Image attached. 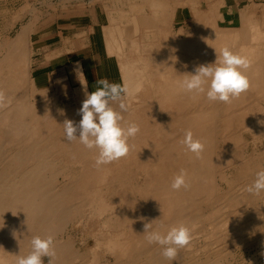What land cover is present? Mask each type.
Wrapping results in <instances>:
<instances>
[{"label": "bare ground", "instance_id": "6f19581e", "mask_svg": "<svg viewBox=\"0 0 264 264\" xmlns=\"http://www.w3.org/2000/svg\"><path fill=\"white\" fill-rule=\"evenodd\" d=\"M92 1L120 8L118 18L108 14L104 30L108 50L123 58L119 63L132 93L124 120L137 123L140 132L130 141L127 157L97 168V152L64 135L63 121L78 122L81 105L48 112L33 104L38 98L28 100L29 28L15 35L0 50V89L10 100L0 109V264H15L18 255L31 251L33 237L49 235L54 237L52 264H169L144 234V223L155 219L154 229L183 224L192 236L212 224L208 234L201 231L206 244L193 248L192 239L171 264L218 263L234 246L264 244V193L246 191L264 169V147L249 145V138L264 136L262 4L259 10L250 1L238 9L237 25H222L225 0H172L188 7V18H182L189 22L186 28L176 27L177 8L170 0H123L120 7L110 0L109 5ZM224 47L251 61L247 92L225 104L180 89L186 73L215 62ZM76 90L82 93L81 87ZM46 95L41 97H53ZM188 130L205 144L199 158L181 143ZM181 169L190 187L173 190ZM225 183L229 189L222 191ZM89 226L99 249H89L86 238L77 244L74 229L83 232Z\"/></svg>", "mask_w": 264, "mask_h": 264}, {"label": "clouds", "instance_id": "9594fccd", "mask_svg": "<svg viewBox=\"0 0 264 264\" xmlns=\"http://www.w3.org/2000/svg\"><path fill=\"white\" fill-rule=\"evenodd\" d=\"M250 67L251 61L247 56L224 47L215 62L196 66L194 74L186 73L185 78L179 82V87L185 93L204 95L210 102L228 104L249 90L247 71ZM73 72L84 99L77 110L81 119L78 122L67 118L63 121L66 140L77 141L84 148L96 151L97 168L127 157L133 147L130 141L140 132L137 123L124 120L123 113L130 108L127 98L132 95L127 84L110 83L108 79L100 78L94 81L95 90L89 91L88 81L78 62L74 65ZM64 88L66 90L67 85ZM9 103L7 94L0 89V109L7 107ZM114 104H118V109L113 107ZM60 111L64 115L63 110ZM181 143L197 158L205 150V144L195 139L191 130L185 132ZM189 187L187 172L181 169L174 176L171 188L178 191L182 188L187 190ZM246 191L253 195L264 193V169L255 173L254 180L246 187ZM156 220L144 223L146 240L149 244L158 245L162 256L171 264L180 249L190 246L192 230L181 224L161 231L153 228ZM54 256V237L35 236L31 239V251L27 255H18L15 264H44L45 257L49 258L48 264H52L51 258Z\"/></svg>", "mask_w": 264, "mask_h": 264}, {"label": "rangeland", "instance_id": "374dc122", "mask_svg": "<svg viewBox=\"0 0 264 264\" xmlns=\"http://www.w3.org/2000/svg\"><path fill=\"white\" fill-rule=\"evenodd\" d=\"M59 1L60 0H46V2H45V0H39V1H37V0H28V1H25V0H0V8H14L15 9L14 10L15 13H16V10L18 11V13H16V15H14L16 17H13V14H15V13L11 12V15H12L11 18L13 17V19H11V21H10L9 33H7V28H3L1 23H0V50H2L3 47L6 48V47L10 46V44H12V40H14L13 38L15 37V35L17 34L19 28L23 24H25L26 22L28 23L29 20H36V21H38L39 25H41V26L49 25L48 26L49 28L47 30H53L55 28L56 22H59V23H61V22L81 23L82 22L85 25H87L86 26L87 28L85 29V31L86 32L88 31L90 33V38L91 39L98 40V42L102 46L104 45L106 47V49H107V51L109 53H114V52H110L108 50L109 47H108V44L106 42L107 40H106V36H105L104 26H106L109 23V15L108 14H112L115 18H118L120 16V14H119L120 13L119 12L120 8L119 9L116 8V11H115V8H104V6L101 3H99L98 1H92V0L91 1H89V0H65L66 3L63 6H61V2H59ZM107 1L108 2L105 1V3L108 4V5L110 4V2L111 3L117 2L118 4L116 3V5L118 7H120L123 0H116V1L110 0V2H109V0H107ZM131 1H133V0H131ZM171 1L172 0H170V3H171ZM27 2L28 3L30 2V3L27 4ZM49 2H52V3H49ZM25 4H27V6ZM172 4H175V3L172 2L171 5H170L171 7L173 6ZM180 5H177V4L174 5V7L177 8V16H178V20L176 22V27H181V26L185 25V27L187 28L186 25H188L189 22L186 21L185 19L188 18V16H189V13H188V11L186 9L188 7L185 6L186 4L185 5H181V6ZM52 7L54 9H52ZM17 8H20V10L22 8H24V9L21 10L22 12L21 11L19 12V10ZM109 9H110V12H109ZM124 9H128V8H124ZM147 9H149V8H147ZM262 10H263V14H264V9H262ZM17 14H18V18H17ZM36 14L39 15V16L37 17ZM33 17H36V18L33 19ZM183 17H186V18L182 19ZM14 18H17V19L14 20ZM238 23H239V18H236L233 23H227V22L223 23L222 22V25H230V24L237 25ZM30 41H31V52H30V71H29V75L31 77V80H32L33 84H35L37 87L38 86L45 87L46 90L45 91L35 90L33 85H32V83H30L28 81L29 79L28 80L25 79V80H27V83H26L27 87H25V88L29 89V90L24 89L26 91L25 92L26 95L29 97L28 100L31 101V103H33L34 102L33 99L38 98L33 104L37 108L40 107V108H42L44 110L47 107L49 108V106H50L49 104H51V105L53 104L54 105L53 108H52V106H53L52 105V106H50L49 109L48 108L46 109V111H48V112L49 111L51 112L54 108L55 109H58V108L59 109L60 108L63 109V108H68L70 106L73 107V106L81 105V104H78L77 102H82V100L84 99V95L82 94L83 92L82 93L80 92L81 93L80 95L81 96L83 95V99H82V97L79 95V92L76 90L77 87L68 85L66 90H65L64 86H62L60 84H59L60 86L59 85L54 86V84L52 83V80H51L52 77H50L49 79L43 80V81L36 80L35 75L39 71V68L46 63V61L43 58H39V55L37 54L36 47L38 46V44L37 45H33L31 38H30ZM5 48H3V50ZM124 49H125L124 51H127L128 47L125 46ZM27 50H28V46H27ZM56 53H58V51L46 53L45 56H47L49 58L50 56H54V54H56ZM118 56H119L118 57L119 60L121 59V61H122V59H123L122 56H120L119 54H118ZM28 70H29V68H28ZM28 70H27V76L29 78ZM123 74H124V72H123ZM124 81H125V79H124ZM125 84H126V82H125ZM27 92H30V96H29V94ZM46 93H50L53 96L52 97V99L54 98L53 102H52V99H50V98L47 100L48 96L46 95ZM76 94H78L81 97L82 100ZM44 95H46L45 97H47V98L44 99V97L43 98L41 97V96H44ZM75 95L80 99V101L78 100L77 97H76L77 99L74 97ZM39 96H40V99H39ZM263 97H264V95L262 96V98ZM74 99H76L77 101L74 100ZM42 100H43L44 103L41 102ZM263 101H264V99H263ZM38 104H41L42 107H41V105H38ZM43 105L45 107H43ZM261 137H262V139L261 138H256V139L249 138V142H250L249 145L250 146H255L256 145L255 147H257V148L264 147V136H261ZM262 157H263L262 160L264 161V155ZM262 166L264 167V162H263ZM73 167H75L76 169L78 168V166H73ZM234 172L235 171H232V173L234 175H236V178H237V174H236V172L235 173ZM232 173H231V175H232ZM229 174H230V172H229ZM234 175H232V176L234 177ZM242 182L243 181H241L240 183L242 184ZM244 183L246 184L247 181L244 182ZM221 187H222L221 188L222 191H225V190L229 189V185H227L226 183L223 184ZM262 197L261 198L259 197V198H260L261 202L263 203L264 202V200H263L264 197L263 198ZM259 198L257 199V201H258L257 203L260 205L261 202H260ZM222 213H224V212H222ZM222 213H220V214H222ZM223 215H225V214H223ZM221 217L223 218V216L219 215L217 219H219ZM202 222L204 224L207 223L206 226L210 224V221H208V222L207 221H202ZM202 222H201L200 225H202ZM210 226H211V228H213L212 224H211V225L207 226V228H206L207 231L206 230L203 231V230L197 229L198 230L197 231L198 234L196 233L197 234L196 235L194 233V235L196 237L193 235V239L195 238V240H196L195 244L193 245V248H196L197 246L199 247L203 243L206 244L205 243L206 242V240H205L206 237H204L203 235H204L205 231H206V233L209 231ZM90 228H93V227L89 226L87 228V230L82 232V230L80 228L78 229V227H76L74 229V231H73L74 237L76 238V241H77L78 245H80L86 238L85 241L88 242V245L90 246L89 249H94V247L99 249V248L102 247V245L100 243L98 244L97 241H94V239H95L94 237L96 235L89 234V229ZM201 231L204 232V233H202ZM92 232H94V231H92ZM206 233H205V235H206ZM75 234H77V235H75ZM198 242H200L202 244H200ZM196 244H197V246H196ZM233 248L234 249H232L231 252L229 250L230 255L229 254H227V256L224 255V257L218 263H212V264H264V244H258V243L253 242V243H248L247 245H243V246H240V245L239 246H234ZM47 262H48V258L45 257L44 258V264H47Z\"/></svg>", "mask_w": 264, "mask_h": 264}, {"label": "crops", "instance_id": "0c3cea01", "mask_svg": "<svg viewBox=\"0 0 264 264\" xmlns=\"http://www.w3.org/2000/svg\"><path fill=\"white\" fill-rule=\"evenodd\" d=\"M250 1H254V3L256 2L255 4L258 6L259 10L261 6L264 9V0H225L223 5L224 7L222 6L225 18L223 23H233L235 19L238 18V8L247 4L250 5ZM98 2L102 4L101 1ZM64 4L65 3L61 4V6ZM260 4L262 5L260 6ZM14 10V8H0V23L2 27L4 26L3 28H7V33H9L10 30L11 12H14ZM30 24L31 30L29 26ZM48 26L49 25L41 26L38 21L29 20L28 23L26 22L19 28L16 34L17 36L22 29L26 32V29L29 28L27 29V31H29V33L27 32L29 60L31 52V38L33 45L38 44L36 50L39 58H43L46 61V63L39 68V71L35 75L36 80L43 81L52 77L51 80L53 84L55 83L54 86L67 80L65 82L67 86L71 85L77 88L81 87L73 72V67L78 62L82 66L83 72L88 81L89 91L95 90L94 81L100 78H106L110 83L125 84L121 70V62L119 63L120 60H118L117 55L109 53L106 47L104 45L102 46L98 40L91 39L90 33L85 31L87 25L82 22H56L53 30H47L49 28ZM54 51H58V53L54 54V56H50L49 58L45 56L46 53ZM29 71L30 67L28 74ZM29 78L31 80L30 75ZM32 85L35 90H46L45 87H37L33 84V82Z\"/></svg>", "mask_w": 264, "mask_h": 264}]
</instances>
